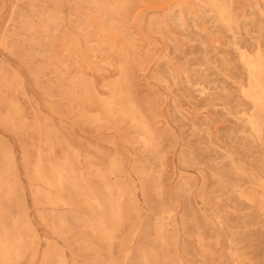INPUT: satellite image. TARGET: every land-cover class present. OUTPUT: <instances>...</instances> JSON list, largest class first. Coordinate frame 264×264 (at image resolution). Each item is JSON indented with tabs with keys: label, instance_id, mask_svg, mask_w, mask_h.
Returning a JSON list of instances; mask_svg holds the SVG:
<instances>
[{
	"label": "rangeland",
	"instance_id": "374dc122",
	"mask_svg": "<svg viewBox=\"0 0 264 264\" xmlns=\"http://www.w3.org/2000/svg\"><path fill=\"white\" fill-rule=\"evenodd\" d=\"M0 264H264V0H0Z\"/></svg>",
	"mask_w": 264,
	"mask_h": 264
}]
</instances>
